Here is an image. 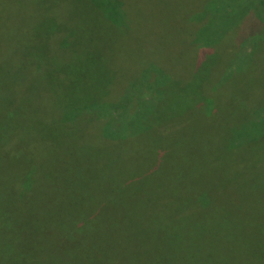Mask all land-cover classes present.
Masks as SVG:
<instances>
[{
    "label": "rangeland",
    "instance_id": "obj_1",
    "mask_svg": "<svg viewBox=\"0 0 264 264\" xmlns=\"http://www.w3.org/2000/svg\"><path fill=\"white\" fill-rule=\"evenodd\" d=\"M106 16L118 24L112 27ZM41 50L43 57L33 62L53 64L64 75L72 66H80L77 73L82 79L83 66L109 67L102 84L108 86L109 96L151 97L161 100L162 117L172 111L183 115L159 130H145L150 141L144 137L143 146L132 149L130 160L145 164L136 174H146V164L162 161L182 173L178 181H170L178 186L185 183L194 206L192 222H174L170 207L157 212L152 221L138 211L147 207L129 205L127 212L118 211L117 223L97 233L86 229L80 248L83 259L93 264H239L240 260L264 264V0H0V68L29 66V56ZM52 53L63 56L53 59ZM33 62V68L26 69L29 76L39 68ZM62 74L55 81L17 77L14 86L20 82V88L26 79L30 85L24 101L19 98L26 94L24 85L19 95L6 96L1 90L12 81L0 76V107L5 105L0 111L7 116L14 113L12 119L22 123L11 131L14 141L9 139L8 144H13L6 145L5 158L0 160V177L19 174L20 153L25 155L20 164L25 170L37 168L50 151V159L60 158L48 133L42 140L39 130L64 120L56 99L87 98L91 88L83 92V81L76 80L73 86V80L60 79ZM109 79L121 86L111 87ZM37 84L43 87L36 89ZM126 85L130 86L124 89ZM175 100L178 104L170 102ZM216 104L217 112H211L210 106ZM83 124L69 136L81 140L86 135ZM39 141H45L48 150L41 148L36 158L32 150ZM222 161L232 166L215 169L214 163ZM164 181L169 180L156 179L155 193L171 190ZM11 197H0V202L12 200L3 206L1 222L11 223L14 234L23 237L31 229L22 227L32 220L26 211H39L38 199L25 207ZM93 208L87 205L81 210L90 213ZM107 212L96 210L103 216ZM85 219L89 224L91 218ZM67 225V221L59 224L54 245L53 233L39 227L28 240L37 244L34 257L42 253L40 246L56 247L65 240L62 231Z\"/></svg>",
    "mask_w": 264,
    "mask_h": 264
},
{
    "label": "trees",
    "instance_id": "obj_2",
    "mask_svg": "<svg viewBox=\"0 0 264 264\" xmlns=\"http://www.w3.org/2000/svg\"><path fill=\"white\" fill-rule=\"evenodd\" d=\"M108 19L112 27L118 24L112 16L110 18L106 16V20ZM42 50L39 54L29 56L30 63L28 65L30 68L28 69L33 68V64L31 63L33 59L36 60L39 57L40 60L42 56L41 52H45ZM52 54L53 59L58 56H63L60 53ZM38 64L36 63L34 66ZM29 66L19 64L18 67L0 68V76L3 79L7 78L12 81L11 84H6L1 92L5 93L6 96L10 93L19 95L23 91L21 88L24 85V92L26 94L19 97L24 101L26 95L30 92L29 82H26V79L20 88H18L20 82L16 86L13 83L14 81L17 82L16 80L18 79H25V77L27 78L29 76L28 72L26 73V69ZM83 68L86 72L83 79L79 78L80 74L77 73L80 70V66L75 65L66 72L64 70V75L60 73L61 68H55L53 64L48 66L39 64V68L35 70V74L29 76L42 79L51 78L55 81L62 74L63 78L61 77L60 79L64 81H68L69 79L73 80V86H77L75 83L76 80L77 82L83 81V92H85L86 88H91L87 98L78 95L77 98H71L70 101L56 99L55 105H62V109L64 110V112H61L64 120L59 125H55L54 127L48 126V128L43 127L41 128L42 130H39V132H42L39 135V138L42 140H47L43 137L45 136L43 133H48L47 138L53 141L56 153H59L57 156L60 158L53 160L54 157H52L50 159L52 156V151H50L49 154H46L43 159L38 161L37 168L30 167L28 170H25L24 167H20V164L22 165L24 162L23 158L25 159V155L20 153L17 157L19 161V165L17 164L19 174L13 178H6V176L0 177V197L3 198L7 195L9 197L13 196L14 199L17 198V201L21 202L25 207L29 206L34 198H37L38 202H36V207L39 210L37 211L36 209L33 212L26 211L30 213L32 220L27 219L29 225L22 227L31 229L26 233L24 232L25 234L22 237V234H14V230H11L13 228L11 223L4 224L1 222L5 218L3 214L5 211L4 207L6 206L4 205L11 203L12 200L10 202H0V264H93L92 261L81 257V254H84V252H80V248L87 236L86 229L91 233H97L108 225H112L114 222L117 223L119 212L127 210L129 205L147 207L145 209L139 208L138 211L144 213L145 216L147 214L148 216L150 215L152 221L156 220L155 216L157 212H162L167 207H170L169 210L174 211L177 220L174 222H192L193 220L194 206L190 203L191 196L184 191L185 183L179 184L178 186L170 181L171 179L177 180L179 175H183L182 173L162 161V163L157 164H146L147 167L145 170H147V173L145 174V171H143V173L139 172L136 174V169L144 163L130 160L132 157V149L135 150V148L142 147V142H144L145 138L146 141H150V138L145 137L143 133L145 130H154L152 128L159 130L160 126L172 124L177 121V118H181L183 115L178 116L172 111L171 114L162 117L159 111L162 104L161 100L158 101L151 97L131 98L126 95L127 93L123 94L127 97H123V95L121 97L109 96V88L105 89L108 86L102 87L105 77L104 74L109 71V67L83 66ZM17 77L19 78L17 79ZM110 83L111 87L121 86L118 83H113L112 80ZM44 86L48 89V84ZM129 86L122 87L125 89ZM42 87L39 84L36 85V89H41ZM227 97L224 99L225 101ZM22 101H19V104ZM170 102L178 104L177 100ZM219 106L218 104L212 105V107L210 106L211 112L216 113L217 107ZM3 107L5 105L0 108ZM176 108L178 109L179 107ZM206 108L208 106L205 108L202 107L201 111H205ZM0 113H2V110ZM13 116L14 113L10 116L2 113L1 116L0 160L5 158L4 152L7 146L9 145L8 147H10L13 144H8L9 139L12 142L14 141V139L12 140V132L22 124L12 119ZM91 119H95L94 121L96 123ZM83 122L82 128L85 127L83 131L86 135L81 139L83 141L82 143L80 142L81 140L69 136V134H74L81 129V123ZM159 136L152 137V139L154 138L155 140ZM41 143H45V141H39L32 150L36 158H39L40 151L48 150V144L45 143V146L42 147L39 145ZM200 147L204 146L201 145ZM50 150H53V148L51 147ZM9 156L11 157V153ZM214 164L217 170L219 168L224 170L232 166L230 162L223 161ZM17 167L15 168L16 171L18 169ZM67 167H72V169L69 168V171H67ZM76 170L77 172L75 173ZM0 171H3V169L0 168ZM52 171H58L60 175L57 176L58 173H56L52 177L49 175ZM98 171H102L104 175L102 174L101 177ZM71 175L74 176L71 177ZM147 175H149V179ZM158 178L169 180L168 182L164 181L168 185L167 188L171 189L166 194L155 193L156 189L154 184L158 183L156 182ZM170 192L175 193V195L169 194ZM87 205L90 208L94 207L90 213L81 210L82 207ZM177 205L178 207H176ZM98 208L110 210V212H107L105 216H103L104 214H96ZM125 212L122 215L125 216ZM32 213L36 216V218L34 217L35 220L33 219ZM9 218L10 216L6 217V220ZM85 218H91L89 224ZM62 219V222L67 221L68 223L66 231L61 230L64 237L62 239L65 240L61 239V243L56 245V247L50 246V243L45 246H40L41 249L39 252L42 250L41 252H44V254L41 253L38 255V259L35 258L32 252L35 250L34 248L37 244L28 241L32 237L31 235L38 231L39 227L45 226L48 232L53 233L54 245L57 242L55 232L57 230L60 231L58 228L59 224L62 223H58V221ZM253 220L256 221V218ZM52 221L53 224L49 226ZM244 232H246L245 229ZM63 245L66 247H62ZM25 260L28 261L25 262ZM239 264H246V262L245 260H240Z\"/></svg>",
    "mask_w": 264,
    "mask_h": 264
}]
</instances>
